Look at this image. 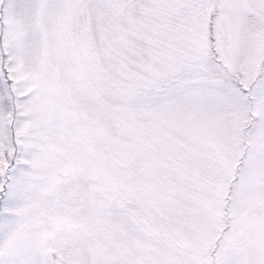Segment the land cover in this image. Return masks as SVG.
<instances>
[{"label":"snow or ice","instance_id":"obj_1","mask_svg":"<svg viewBox=\"0 0 264 264\" xmlns=\"http://www.w3.org/2000/svg\"><path fill=\"white\" fill-rule=\"evenodd\" d=\"M0 264H264V0H0Z\"/></svg>","mask_w":264,"mask_h":264}]
</instances>
